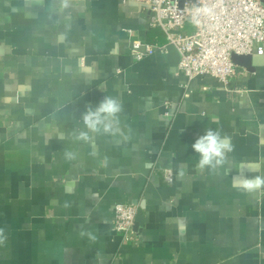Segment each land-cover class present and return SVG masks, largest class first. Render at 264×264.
<instances>
[{
    "label": "crops",
    "instance_id": "0c3cea01",
    "mask_svg": "<svg viewBox=\"0 0 264 264\" xmlns=\"http://www.w3.org/2000/svg\"><path fill=\"white\" fill-rule=\"evenodd\" d=\"M150 14L131 0H0V264H264V191L232 184L242 162L264 173V56L187 89L167 51L132 53L167 45ZM104 96L122 102L127 139L76 141ZM208 128L234 145L211 171L191 147ZM118 203L143 216L130 242L113 229Z\"/></svg>",
    "mask_w": 264,
    "mask_h": 264
},
{
    "label": "built area",
    "instance_id": "2783aa9c",
    "mask_svg": "<svg viewBox=\"0 0 264 264\" xmlns=\"http://www.w3.org/2000/svg\"><path fill=\"white\" fill-rule=\"evenodd\" d=\"M150 11L149 24L160 28L181 55L178 70L186 76L185 88L203 76H212L224 84L242 74L232 57L237 55L264 56V0H131ZM196 7L212 9L200 18L197 27L191 22ZM167 45L156 47L135 40L132 53L138 60ZM166 179L173 181L172 171ZM138 206L118 203L115 206L113 229L124 243L134 239Z\"/></svg>",
    "mask_w": 264,
    "mask_h": 264
},
{
    "label": "clouds",
    "instance_id": "9594fccd",
    "mask_svg": "<svg viewBox=\"0 0 264 264\" xmlns=\"http://www.w3.org/2000/svg\"><path fill=\"white\" fill-rule=\"evenodd\" d=\"M212 9L207 7H196L191 14V22L197 27L200 25V18L204 15H210ZM123 111L122 102L114 96H104L96 105L91 103L85 105V111L81 113L82 129L74 133V139L83 143H92L98 135L104 136H124L120 129V114ZM192 149L198 154L199 169L215 170L222 165L226 155L234 151V145L230 136L222 135L219 129H206L203 135H200L191 145ZM63 157L66 161H73L77 154L71 150H65ZM109 158L104 157L102 166L107 167ZM258 165L245 161L239 165L240 174L232 177V184L238 191L254 194L258 191H264V173L257 172ZM256 173L255 175H245L244 173ZM183 174V173H181ZM80 235L88 236L90 241L95 242L97 237L91 232L84 230L81 226ZM5 240L4 230L0 229V244Z\"/></svg>",
    "mask_w": 264,
    "mask_h": 264
},
{
    "label": "water",
    "instance_id": "95a60500",
    "mask_svg": "<svg viewBox=\"0 0 264 264\" xmlns=\"http://www.w3.org/2000/svg\"><path fill=\"white\" fill-rule=\"evenodd\" d=\"M167 57L170 61V64L172 66H178L181 60V55L179 53V51L177 50V48L173 45L170 44L167 47ZM233 61L235 64L245 67L247 70H254V67L252 65V55H237V54H233L232 57ZM143 221V216L141 213H139L137 220H136V224H135V228L140 224V222Z\"/></svg>",
    "mask_w": 264,
    "mask_h": 264
}]
</instances>
